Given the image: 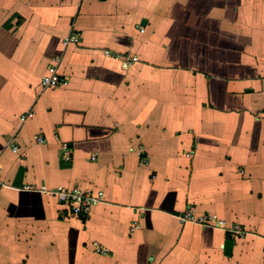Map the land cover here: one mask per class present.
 <instances>
[{
  "label": "crops",
  "instance_id": "crops-1",
  "mask_svg": "<svg viewBox=\"0 0 264 264\" xmlns=\"http://www.w3.org/2000/svg\"><path fill=\"white\" fill-rule=\"evenodd\" d=\"M0 170V264H264V0H0Z\"/></svg>",
  "mask_w": 264,
  "mask_h": 264
},
{
  "label": "built area",
  "instance_id": "built-area-1",
  "mask_svg": "<svg viewBox=\"0 0 264 264\" xmlns=\"http://www.w3.org/2000/svg\"><path fill=\"white\" fill-rule=\"evenodd\" d=\"M68 42L78 43V38L76 36H73L72 38L68 39L67 43ZM65 85H67V81L63 79L61 75L58 73L56 66L50 67L48 74L42 79V87L44 89H57ZM33 116H34L33 113H27L26 115L22 116L21 120L25 122L26 120L32 118ZM36 141L40 144L46 143V140L41 136L36 137ZM67 160L70 161V156L67 157ZM1 187L2 185L0 182V189ZM41 190L43 192H47L45 188H42ZM50 194L55 196L60 204L68 207V211L70 215L78 216V217L87 216L90 210L101 201L103 196L102 193H99L97 196L83 193L78 188H73L71 190L65 188H59L52 191ZM187 219L192 222H196L198 224H202L205 226L217 227L223 224V222L216 221L213 218L212 219L196 218L191 213L188 215ZM232 233L236 235L242 234L239 227H235Z\"/></svg>",
  "mask_w": 264,
  "mask_h": 264
}]
</instances>
